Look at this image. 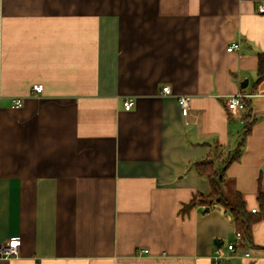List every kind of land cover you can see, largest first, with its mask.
Instances as JSON below:
<instances>
[{"label": "crops", "instance_id": "1", "mask_svg": "<svg viewBox=\"0 0 264 264\" xmlns=\"http://www.w3.org/2000/svg\"><path fill=\"white\" fill-rule=\"evenodd\" d=\"M261 5L0 0V243L22 239L0 264H212L216 248L221 264H264ZM238 91L249 94L244 111L227 104ZM248 113L223 191L260 219L233 253L224 206H185L211 192L193 162L233 150Z\"/></svg>", "mask_w": 264, "mask_h": 264}, {"label": "trees", "instance_id": "2", "mask_svg": "<svg viewBox=\"0 0 264 264\" xmlns=\"http://www.w3.org/2000/svg\"><path fill=\"white\" fill-rule=\"evenodd\" d=\"M258 58L259 64L257 68L256 84L264 79V52H260ZM248 104L249 101L247 99V109L249 107ZM243 120L245 121L243 136L233 150L226 154L215 153L204 159L193 162L192 166L198 174L209 179L211 192L208 195H199V197L194 198L185 207L189 208L196 204L211 206L215 202L220 203L225 207L226 211L232 215L237 231L241 232L244 240H250L252 237V226L260 217L254 215L252 211L247 209L246 202L241 193L237 192L234 200L229 201L223 191V184L227 177V168L232 162L240 158L245 137L250 132L251 125L254 123V118L250 113L244 116ZM258 197L261 204L264 205V193L262 190L259 191Z\"/></svg>", "mask_w": 264, "mask_h": 264}, {"label": "built area", "instance_id": "3", "mask_svg": "<svg viewBox=\"0 0 264 264\" xmlns=\"http://www.w3.org/2000/svg\"><path fill=\"white\" fill-rule=\"evenodd\" d=\"M260 11H264V5H261L259 7ZM239 43L233 42L227 49L228 51H233L236 49H239ZM44 89L43 83H35L32 86V92L33 94L37 95L41 93ZM163 92L165 93H171L170 86H164ZM249 94L243 91H238L234 94H231L227 98V104L228 107L232 110H241L244 111L247 109V98ZM134 99L128 98L125 99L123 104L124 108L127 110H130L134 106ZM190 103V97L189 96H181L179 98V104L183 110L184 113L188 112ZM24 104V99L22 97H14L12 100V106L14 107H21ZM257 209L253 208L252 212H256ZM237 239L235 242L228 244V249L235 253L239 248L242 247L244 238L241 234V232H236ZM22 244V239L20 236L11 237L3 242L0 243V258H12V257H19L20 255V248ZM245 256H250L249 252H245ZM224 257L222 251L220 248H216L214 255H213V262L212 264H221V260ZM38 264V263H36Z\"/></svg>", "mask_w": 264, "mask_h": 264}, {"label": "water", "instance_id": "4", "mask_svg": "<svg viewBox=\"0 0 264 264\" xmlns=\"http://www.w3.org/2000/svg\"><path fill=\"white\" fill-rule=\"evenodd\" d=\"M247 85H248V80H247V79L244 80V81L241 83V86H242V87H246ZM209 209H210L209 206H206L205 210L208 211Z\"/></svg>", "mask_w": 264, "mask_h": 264}]
</instances>
